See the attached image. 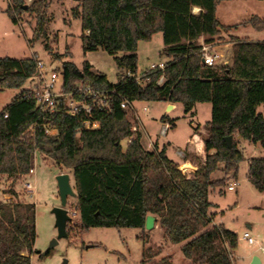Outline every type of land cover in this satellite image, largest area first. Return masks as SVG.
Listing matches in <instances>:
<instances>
[{
  "label": "trees",
  "instance_id": "trees-1",
  "mask_svg": "<svg viewBox=\"0 0 264 264\" xmlns=\"http://www.w3.org/2000/svg\"><path fill=\"white\" fill-rule=\"evenodd\" d=\"M227 1L78 3L73 15L81 20L84 52L102 49L114 56L118 81L111 83L95 73L89 62L82 69L67 62L61 69L64 93H74L84 84L105 93L109 109H96L90 118L98 122L97 129H86L84 115L71 117L63 109L44 113L35 99L24 98L26 89L0 112V264H32L36 205L21 201L15 187L33 169L38 154L72 171L81 232L144 229L151 215L158 218L169 243L183 244L182 253L192 264H235L238 236L221 225L212 226L209 194L227 187L228 176H238L244 156L236 137L264 147V116L258 112L264 106V42L231 34L249 27L264 31V17L225 24L217 8ZM49 4L50 0H32L26 7L13 0L5 12L14 24H18L16 12L29 13L43 29L51 20ZM194 8L200 13L194 14ZM158 33L168 61L164 69L157 67L139 77L138 44ZM223 34L231 36V66H205L200 39L211 44ZM36 63L34 58L0 59V88L21 89L35 75ZM161 77L163 83L158 85ZM123 100L181 104L186 115H194L197 104H211V120L202 136L203 159L187 153L184 166L189 167L184 168L168 157L169 144L160 148L155 142L153 150H147L141 131H132L137 124L131 122L130 110L121 107ZM47 129L56 130V135H47ZM130 137L132 142L124 148L122 143ZM229 137L231 148L226 142ZM192 160L196 168L190 166ZM221 167L225 177L212 180ZM247 177L264 193V159L249 161ZM147 250L141 264H150ZM160 264L171 263L165 259Z\"/></svg>",
  "mask_w": 264,
  "mask_h": 264
},
{
  "label": "rangeland",
  "instance_id": "rangeland-1",
  "mask_svg": "<svg viewBox=\"0 0 264 264\" xmlns=\"http://www.w3.org/2000/svg\"><path fill=\"white\" fill-rule=\"evenodd\" d=\"M81 0H50L47 17L51 20L40 29L33 15L26 12H16L18 24H14L6 14V9L13 0H0V59H36L44 62L47 70L61 72L64 63H73L82 69L89 62L95 73L105 75L109 82L116 84L120 73L115 57L102 49L85 53L81 37L82 24L73 15V9ZM24 6H29L32 0H21ZM253 15L264 17V1L260 0H229L217 9L218 18L225 24H238ZM244 37L247 35L254 42L264 41V31L251 27L240 28L231 33ZM231 36L223 34L215 37L211 43L213 51L222 55V62L217 67L231 66L230 51L224 46L231 44ZM164 44L161 33L155 34L151 41L138 44V76L150 72L159 65H165L168 58L163 54ZM62 80L58 81V87ZM27 82L21 89L0 88V112L11 103L24 89L29 88ZM172 105V104H169ZM135 111L130 110V120L137 124L143 135V145L147 150H153L155 142L161 148L168 145V157L184 168L186 154L189 153L203 159V141L205 125L211 120V104H198L195 114H185L181 104L172 111H166L164 103L135 102ZM147 110H144V109ZM197 111V112H196ZM264 116V106L258 108ZM136 116L140 121L136 120ZM165 117V121L162 118ZM165 122L169 124L166 134H162ZM197 133V134H194ZM238 147L242 151L244 161L239 165L237 178L228 176V184L237 182L235 191L227 187L222 191L210 192L209 202L212 207L209 215L213 217L212 226H223L238 236V250L235 254V264H251L258 257L264 264V193H259L248 181L249 161L264 159V147L236 137ZM125 148L126 142L122 143ZM182 152V156H180ZM197 166L194 160L190 165ZM34 174L19 179L16 190L20 200L36 205V242L33 254L34 264H141L146 249L152 256L150 264H160L168 259L171 264H192L182 253L183 244H171L164 237V231L156 218L153 230L131 228H91L80 231V217L75 214L77 197L70 196L66 209L72 221L67 225V238L58 239L56 218L53 210L61 206L57 178L61 174L70 176V184L75 191L72 171L59 168L49 159L36 155L33 164ZM225 177L221 170L212 175V180ZM237 179V180H236ZM35 185L36 192L30 198L24 191V184ZM211 228V227H210ZM250 228V229H249ZM248 232L256 241L250 246L242 236ZM57 243L53 245V242ZM146 241V243H145ZM92 245H98L93 247ZM46 252L50 255L42 256ZM147 258V256H146Z\"/></svg>",
  "mask_w": 264,
  "mask_h": 264
},
{
  "label": "built area",
  "instance_id": "built-area-1",
  "mask_svg": "<svg viewBox=\"0 0 264 264\" xmlns=\"http://www.w3.org/2000/svg\"><path fill=\"white\" fill-rule=\"evenodd\" d=\"M200 11L201 10L199 8L193 9L194 14H199ZM199 42L201 45L203 64L208 67L219 66V64L222 62V55H220L216 51H213V46L211 44H206L203 39H200ZM158 67L159 69H164L165 65L161 64ZM59 80H62L60 72H57L55 70L48 71L44 62L37 61L36 73L29 81L30 86L26 89L28 93L24 95V98L35 99L37 102V106H39L44 113L53 114L63 109L64 112L71 117H79L81 115H84L88 118L84 122L86 129L99 128L98 122H92L90 118H92L96 109H109L105 93L94 89L89 84H84L80 86L76 92L66 94L61 89L62 84L60 87H58ZM163 80V77H161L157 81V84L161 85L163 83ZM121 107L124 109L135 111L134 103H130L127 100H123ZM144 110L147 109L145 108ZM135 118L136 120L140 121V118L138 116H136ZM168 129L169 124L165 122L162 134H166ZM138 130L139 129L136 126L132 129L133 132H137ZM56 133V130H46V134L50 136H54L56 135ZM132 140L133 137H130L126 140V143L129 144L132 142ZM180 156L183 157L182 152H180ZM32 174H34L33 169L28 175ZM237 186L238 183L233 182L228 184L227 189L229 191H235ZM24 191L30 198H33L36 192V187L31 183H26L24 184ZM75 214H77V212H75ZM242 238L250 246H255L257 244L248 232L244 233ZM261 249L264 253V248Z\"/></svg>",
  "mask_w": 264,
  "mask_h": 264
},
{
  "label": "water",
  "instance_id": "water-1",
  "mask_svg": "<svg viewBox=\"0 0 264 264\" xmlns=\"http://www.w3.org/2000/svg\"><path fill=\"white\" fill-rule=\"evenodd\" d=\"M26 8V7H25ZM172 109V105H169V110ZM228 147H232V137L226 139ZM59 195L61 199V206L57 207L53 210V214L56 218V228L58 230V239L67 238V225L72 221V218L69 215V211L66 209L68 197L76 196V192H74L71 184H70V176L68 174H61L57 178ZM156 218L154 216H148L146 218L145 228L148 231L153 230L155 226ZM57 242L54 241L53 245ZM251 264H262L258 257H254L252 259Z\"/></svg>",
  "mask_w": 264,
  "mask_h": 264
},
{
  "label": "crops",
  "instance_id": "crops-1",
  "mask_svg": "<svg viewBox=\"0 0 264 264\" xmlns=\"http://www.w3.org/2000/svg\"><path fill=\"white\" fill-rule=\"evenodd\" d=\"M218 9V8H217ZM253 16H258V15H253ZM258 17H260V16H258ZM260 18H263V17H260ZM237 32V31H236ZM233 36H235V37H239V38H242V37H240V36H238V35H235V34H232ZM243 38H247L248 40H250L251 41V39L249 38V37H247V35H244V37ZM254 42V41H253ZM260 42H264V41H260ZM224 48L226 49V51H230V58H231V61H232V58H233V54H232V48H231V46L230 45H226V46H224ZM166 63V62H165ZM231 64H232V62H231ZM166 105V111L168 112V110H169V105H167V104H165ZM198 105V104H197ZM196 105V106H197ZM177 107V104H172V111L175 109ZM196 109H197V107H196ZM197 112V111H196ZM164 122V121H163ZM237 180V179H236ZM250 229V228H249ZM32 264H34L33 263V257H32Z\"/></svg>",
  "mask_w": 264,
  "mask_h": 264
}]
</instances>
